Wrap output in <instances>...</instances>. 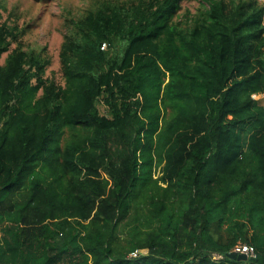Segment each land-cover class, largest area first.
Wrapping results in <instances>:
<instances>
[{
	"label": "trees",
	"instance_id": "16d2710c",
	"mask_svg": "<svg viewBox=\"0 0 264 264\" xmlns=\"http://www.w3.org/2000/svg\"><path fill=\"white\" fill-rule=\"evenodd\" d=\"M183 2L0 26V264H264V0Z\"/></svg>",
	"mask_w": 264,
	"mask_h": 264
},
{
	"label": "rangeland",
	"instance_id": "374dc122",
	"mask_svg": "<svg viewBox=\"0 0 264 264\" xmlns=\"http://www.w3.org/2000/svg\"><path fill=\"white\" fill-rule=\"evenodd\" d=\"M102 1L106 0H6L0 26L6 24L25 30L23 37L25 49L47 57L51 61V66L46 76L58 84H64L59 55L67 32V24L83 16ZM111 1L126 5L133 2V0ZM203 7V0H184L182 10L175 20L177 22L181 19L185 20ZM5 58L6 55L2 63ZM254 98L264 104L263 95H255ZM98 108L101 114L108 115V110L102 103H99Z\"/></svg>",
	"mask_w": 264,
	"mask_h": 264
},
{
	"label": "built area",
	"instance_id": "2783aa9c",
	"mask_svg": "<svg viewBox=\"0 0 264 264\" xmlns=\"http://www.w3.org/2000/svg\"><path fill=\"white\" fill-rule=\"evenodd\" d=\"M261 1H263V0H261ZM105 47H106V44H104L103 49ZM234 252L237 253L238 255L245 254V255L250 256V257H254V258L256 257V250L254 249V247L247 245V244L238 245L235 248Z\"/></svg>",
	"mask_w": 264,
	"mask_h": 264
},
{
	"label": "water",
	"instance_id": "95a60500",
	"mask_svg": "<svg viewBox=\"0 0 264 264\" xmlns=\"http://www.w3.org/2000/svg\"><path fill=\"white\" fill-rule=\"evenodd\" d=\"M229 257L232 258V259L248 260V256L247 255H245V254L238 255L235 252L229 254Z\"/></svg>",
	"mask_w": 264,
	"mask_h": 264
}]
</instances>
